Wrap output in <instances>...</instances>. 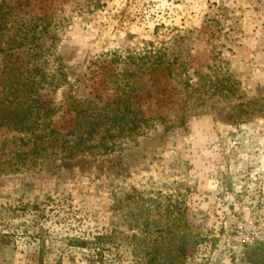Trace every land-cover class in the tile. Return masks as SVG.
<instances>
[{"label":"rangeland","instance_id":"1","mask_svg":"<svg viewBox=\"0 0 264 264\" xmlns=\"http://www.w3.org/2000/svg\"><path fill=\"white\" fill-rule=\"evenodd\" d=\"M0 7L8 21L0 69L21 26L47 52V68L60 64L66 82L46 91L61 106L56 128L74 121L68 95L101 105L127 82L120 111L150 119L129 135L102 131L68 158L21 160L22 135L0 131V204L19 212L0 222L9 233L0 264H91L66 237L96 233L115 242L100 264H146L159 246L175 264H248L245 250L264 245V0H0ZM48 196L64 204L47 211L42 248L36 212L18 209ZM188 232L197 243L184 253Z\"/></svg>","mask_w":264,"mask_h":264},{"label":"trees","instance_id":"2","mask_svg":"<svg viewBox=\"0 0 264 264\" xmlns=\"http://www.w3.org/2000/svg\"><path fill=\"white\" fill-rule=\"evenodd\" d=\"M7 22L6 19L0 17V30L7 27ZM46 24L48 25L42 20L41 30L38 31L41 35L46 30ZM21 27L25 33L6 42L7 64L0 69V131L22 135L20 138L22 145L28 148L26 151L16 152V157L21 160H26L27 157H31V160H40L52 155H60L64 158L73 157L72 155L88 151L92 146L87 143L102 131L112 138L111 132H115L118 136L124 132L129 135L132 130L148 126L149 118L139 116L136 112L129 116L126 114L128 111L119 109L117 103L124 102L120 99L121 96H127V82L121 88V92L120 87H116V91L120 92L119 95L117 94L118 98L104 101L101 105L87 98L68 95L65 101L74 113V121L65 131L56 128L54 118L58 115L61 106L53 105V102L46 98V91L55 90L65 83L64 73L60 64L53 69L46 67L47 52L42 50L34 35H28L29 27ZM99 69L100 66L96 68V70ZM69 91L71 92V89ZM103 139L101 135L100 140L103 141ZM0 164L3 166L2 162ZM1 168L3 167H0V170ZM22 204L23 208L18 210H21L23 214L32 210L36 212L35 225L40 226L36 234L43 248L47 240L45 235L50 234L47 230L49 228L45 227L46 213L49 208L59 213L64 202L48 196L32 203L21 201ZM18 214L19 212L12 210L10 206L0 204V222ZM8 234L0 231V248L8 242ZM190 236L192 237L190 232L185 235L188 239L182 248L184 253L197 243L192 241ZM111 239L114 240L111 233H96L87 236L74 234L73 236L67 235L66 245L80 251L84 250L82 252H85V256L88 251L91 258L86 260L91 264H100L106 262L104 250L108 249ZM167 253L166 248L156 247L146 264H175L167 257ZM245 260L248 264H264V245L259 243L248 247L245 250Z\"/></svg>","mask_w":264,"mask_h":264},{"label":"built area","instance_id":"3","mask_svg":"<svg viewBox=\"0 0 264 264\" xmlns=\"http://www.w3.org/2000/svg\"><path fill=\"white\" fill-rule=\"evenodd\" d=\"M254 239H252V241H253ZM256 240H257V242L259 241V240H262V239H258L257 237H256Z\"/></svg>","mask_w":264,"mask_h":264}]
</instances>
